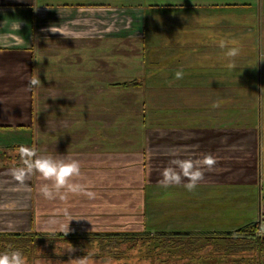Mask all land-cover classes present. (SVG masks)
<instances>
[{
	"label": "crops",
	"instance_id": "obj_1",
	"mask_svg": "<svg viewBox=\"0 0 264 264\" xmlns=\"http://www.w3.org/2000/svg\"><path fill=\"white\" fill-rule=\"evenodd\" d=\"M121 1H127V5H108L106 1L100 0H0V47H3L0 57L5 52L13 56H10V68L0 66L3 70L0 83L8 81L4 86H11L8 93L13 94V101H19L17 97L23 96L25 102H31L25 112L32 123V128L17 132L0 128V142L9 132H16L14 134L21 142L29 139L26 142L29 144L33 143L32 135L35 132L37 135L55 133L48 131L54 127L51 125L53 119L61 114L64 117L67 112L74 113L73 108L71 111L63 110L64 113L58 110L66 106L56 102L66 98L63 86L67 87L69 98L77 102L82 100L84 94L89 97L95 95L100 91V86L104 87L102 90L106 93L111 94L112 89L115 91L106 98L90 103L82 112L76 111L84 113L89 108L97 109L106 102L115 101L124 91L131 93L132 89L117 83L135 79L141 87L137 94H133V100L141 103L142 107L144 149L137 167L142 166L144 182H162L163 172L171 166L170 161L173 159L202 160L209 154L214 156L216 164L203 173L212 175L223 172L222 167L231 164V138L235 137L232 140L238 142L240 138L237 134L245 129L251 136L255 131L260 132L258 125L250 127L252 124L249 120L256 119L258 101L260 108L264 103V0ZM117 6L131 7L127 13L130 18L128 22L137 21L139 25L133 29L140 30V37L137 35L132 40L135 41L134 56H125V60L120 61L124 65L120 71L119 54L115 52L118 47L116 36L120 34L116 31L104 32L103 35L110 39H92L102 28L97 23L106 19L109 23L111 19L107 14L113 16ZM136 8H139V12ZM116 14L114 18L117 21ZM48 23H57L55 29L60 27L64 31L67 27L71 30L74 28L76 32L71 38L77 39L76 42L68 43L63 49L55 47L50 52L47 50L48 54H43L44 51L38 48L41 45L37 46V40ZM15 24H23V27H16ZM188 34L193 39H200L190 41L192 49H185L181 45L183 39L189 38ZM154 38L157 42L152 41ZM222 39L236 41V46L244 51L240 53L241 63L247 66L249 74L258 72V76L252 79H257L254 81L256 84L250 86L245 82L240 92L230 89L232 86H228V77L224 75V68L229 61L226 56L228 48L221 49L218 46ZM13 40H16L13 42L15 46L5 49V44ZM248 44H254L256 48ZM252 63H256L258 70ZM161 64L162 70H158ZM33 66L36 69L35 77L40 81L34 90L28 86ZM154 67H157L155 71L152 70ZM177 72L183 73L181 79L176 78ZM54 86H58L56 95L53 93ZM23 88L25 91L21 92L24 94L18 93ZM50 88L52 93L48 96ZM62 95L65 96L62 98ZM230 96L236 97L233 110L229 108ZM53 100L60 107L45 110L46 104H51ZM215 104L219 107H213ZM51 105L54 106V103ZM43 117L49 122L46 132L39 126ZM249 123L251 125L247 126ZM214 138H219L228 152H224L223 148L220 150L221 146ZM105 143L111 145V141ZM253 143L255 146L259 143L260 147V138L257 137ZM96 144L105 146L98 140ZM80 149H84V146ZM116 160L115 156H111L104 160V164V161H91L84 165V162H80V171L86 173L89 179L92 177L90 180L94 182L113 181L111 171L104 170ZM204 168L207 167L202 170ZM144 195L145 201L147 196L155 198L154 192H147V189Z\"/></svg>",
	"mask_w": 264,
	"mask_h": 264
},
{
	"label": "rangeland",
	"instance_id": "obj_2",
	"mask_svg": "<svg viewBox=\"0 0 264 264\" xmlns=\"http://www.w3.org/2000/svg\"><path fill=\"white\" fill-rule=\"evenodd\" d=\"M100 1H106L105 4L108 5H115V3L127 5V1L121 0L116 2L115 0ZM115 8L117 11L115 10L113 16L107 14V17L111 19L109 23L107 19L102 23H97V26L102 25V28H98L99 31L93 35L92 39H108V36L103 35L104 32L116 31L115 33L120 34V36H116L118 47L115 51L119 54L118 69L120 71L124 69L121 68L124 65H121L120 61L125 60V56H134L133 52L136 49L135 41L132 40L137 35L140 37V30L133 29L136 25L138 27L137 21L128 22L130 18L127 13L131 7L117 6ZM136 10L139 12V8ZM114 14H116L117 21ZM21 25L15 24L16 27H23V24ZM56 25L57 23H53V25L48 23L41 30L42 36L39 35L41 38L37 40V46L41 45L38 48L44 51L43 54H48V51L50 52V49L55 47L63 49L68 43L77 40L71 38L76 32L74 28L71 30L67 27L64 31L60 27L55 29ZM75 25L79 24L75 23ZM188 35L189 38L183 39L181 45L185 49H192L190 41L200 39H193L191 34ZM14 41L16 40L10 43L6 41L5 49H12L11 47L15 46ZM152 41L157 42V39L154 38ZM248 45L251 48H256L254 44ZM201 47L206 48L205 46ZM2 48L0 47V50ZM241 52L244 51L240 50ZM247 52L252 53L253 51ZM240 53L234 58L235 68H224V75L228 77V86H232L230 89L233 92H240L245 82L250 86L256 84L254 81L257 79H252L258 76V72L256 74L248 73L247 66L241 63ZM10 56L12 55L8 52L2 54L0 66L5 65L6 68H10L13 57L10 58ZM252 65L257 69L256 63H252ZM160 68H162V64L158 66V70H162ZM155 69L157 67L152 68L153 71ZM102 71L105 72V70ZM2 73L3 70L0 69V75ZM35 73L36 69L33 66L30 72L31 78L35 76ZM7 82L5 81L4 84ZM120 83L122 82L117 85ZM4 84L0 83V128H4L6 131L16 130V132L20 129L32 128L28 113L25 112V109L31 106V102H25L23 96L17 97L19 101L22 100L21 104L19 101H13V94L8 93L11 86H4ZM128 84L127 87L132 89L131 93L124 91L114 99L115 101L106 102L97 109L89 108L84 113L76 111L82 112L90 103L106 98L108 95L114 94L115 91L112 89L109 94L102 90L104 87L100 86L98 87L100 91L95 95L89 97L84 94L82 100L77 102L69 98L67 87L63 86L64 92L66 91L63 94H66V98L62 99L63 101L56 100V102L66 106L58 108V110L64 113L63 110L70 109L71 111L73 108L74 113L67 112L64 117L61 114L57 119H53L51 125L54 127H50L48 131L55 133L48 132V134L37 135L35 132L32 135L33 143L30 144L26 143L29 142V139L26 142L17 140L18 138L14 134L16 132H9L5 135L3 141L0 142V234L23 233L33 238H42L43 236L50 238L56 237L59 233H75L77 236L82 235V240H80L82 243L85 241L84 237L93 232L175 231L193 235L207 233L215 236L233 234L241 228L252 226L250 225L252 223H258L255 231L258 237L263 239L264 232L260 231V226L264 224V183L260 181L264 177V103L260 108L258 101L256 119L249 120L252 125L246 124L254 128L258 125L260 132L255 131L251 136L245 129L239 135L237 134V137L240 138L238 142H235L236 139L232 140L235 137L231 138L229 149L231 164L223 166V172H216L212 175L204 174L196 188L189 191L184 187L188 183L187 178H181L179 184L173 183L169 187H163L161 182L155 180H151V183L144 182L143 176H141L143 174L142 166L137 167V163L144 155L141 125L142 107L141 103H136L133 100L135 98L133 94H137L141 87L137 83ZM31 89L34 90V87ZM23 90L24 88L18 93H23L21 92ZM57 90L58 86H54V95L57 94ZM51 91L50 88L48 96H51ZM64 96L62 95V98ZM235 98V96H230L229 108L232 110ZM56 102L53 100L51 103H54V106L44 103L46 107L42 106V109L49 110L52 107H60ZM225 118L226 116L223 119L225 120ZM47 123L49 122L46 117H43L39 123L40 129L45 131ZM216 136L217 133H215ZM257 137L260 138V147L259 143L256 146L253 143ZM88 138H90L89 141ZM97 140L104 143L105 146L96 144ZM38 141L43 144H37ZM105 141H111V145L108 146ZM214 141L221 146L220 150L223 148L224 152H228L227 148L222 146L219 138H214ZM20 146L34 148L38 156H51L68 161L77 160L79 163L84 162L83 165L86 162H101L108 157L115 156L117 160L111 163L108 169H103L104 172L110 170L112 173L110 177H114V179L113 181L94 182V180H90L92 177L89 179L86 173L80 171L79 176H74L70 180V184L79 186V191L73 192L67 187L59 192L53 189L54 198L46 199L40 188L45 183L51 186V181H46L41 174L36 172L29 175L24 183H20L11 174L12 169L23 166L17 151ZM82 146L84 149H80ZM154 162L157 163L156 160ZM207 169L204 168L202 171ZM154 170L156 174L157 165L154 166ZM146 189L147 192L153 191L155 198L147 196L145 207ZM86 191L94 192L95 196L89 198L84 195ZM242 231L241 229L240 232ZM45 243H53L55 246L49 247L48 244L42 245L40 242L37 255L51 253V251L58 255L61 252L64 253L61 249L65 242L46 240ZM211 248L215 249L213 243L208 246L207 250ZM262 248H264L263 245ZM217 252L219 255L220 252L218 250ZM91 253L94 255L95 252ZM247 253L238 254L244 256L239 257V261L246 258L247 255L252 256ZM252 254L254 253L252 252ZM161 257H167V255L162 254ZM85 259L86 264H117V259H112L107 255L89 256ZM25 261L26 264H67L60 261L57 256H35L34 260L25 259ZM183 261L184 259L180 262Z\"/></svg>",
	"mask_w": 264,
	"mask_h": 264
},
{
	"label": "trees",
	"instance_id": "obj_3",
	"mask_svg": "<svg viewBox=\"0 0 264 264\" xmlns=\"http://www.w3.org/2000/svg\"><path fill=\"white\" fill-rule=\"evenodd\" d=\"M128 83L135 84L136 81L135 79L125 81L120 83L119 86L128 88L126 87L129 85ZM140 98L141 95L139 94ZM146 203L145 201V207ZM250 225L252 226L241 228L242 232H240V229L233 234H218L215 236L207 233L193 235L175 231L93 232L86 235L84 237L85 241H82V243L80 242L82 235L77 236L75 233H59L56 237L50 238L45 236L33 238L23 233H8L0 234V253L18 249L23 253L24 259L30 261L34 260L35 256H57L60 261L67 264L73 259L105 255L117 259V264H264V248H262L264 238H259L255 231L258 223ZM46 240L65 242L63 249H61L64 253L61 252L58 255L51 251V253L37 255L40 245L38 243L48 244L49 247L55 246L53 243H45ZM211 243H213L215 249L207 250ZM217 250L220 252L219 255ZM91 252H95L94 255ZM246 252L252 256L247 255L246 258L239 261V257L244 256L238 254ZM162 254H166L167 257H161ZM182 259L184 261L181 263Z\"/></svg>",
	"mask_w": 264,
	"mask_h": 264
},
{
	"label": "clouds",
	"instance_id": "obj_4",
	"mask_svg": "<svg viewBox=\"0 0 264 264\" xmlns=\"http://www.w3.org/2000/svg\"><path fill=\"white\" fill-rule=\"evenodd\" d=\"M51 31L52 28H51ZM229 45H234L229 47ZM221 49L228 48L226 56L230 62L226 65L229 69L235 68L236 65L233 62L234 58L239 55L240 48L236 46V41L220 40L219 45ZM182 72L176 73V78L181 79ZM40 84V81L34 76L28 82V86L36 87ZM264 92V89H262ZM213 107H219L218 104ZM17 151L22 160V167L14 168L11 170L13 178L24 183L29 175L36 172L41 174L46 181H51V186L47 183L42 184L40 191L46 199H53L55 189L59 192L63 188H69L73 192L79 191L78 185L70 184V180L74 176L80 175V163L77 160H65L57 159L51 156H38L34 148L20 146ZM216 164V159L211 154L205 155L203 159H173L170 161V167L166 168L163 172V181L161 182L163 187H169L171 184H179L181 177L187 178L188 183L184 185L189 191H193L199 180L203 178V167L211 169ZM261 183H264V177L261 178ZM84 195L89 198L95 196L94 192L86 191ZM260 231L264 232V224H261ZM71 250V249H70ZM0 264H26L23 253L20 250H13L11 252L0 253ZM68 264H86L85 258L73 259Z\"/></svg>",
	"mask_w": 264,
	"mask_h": 264
}]
</instances>
